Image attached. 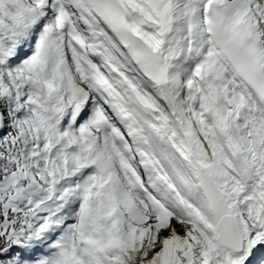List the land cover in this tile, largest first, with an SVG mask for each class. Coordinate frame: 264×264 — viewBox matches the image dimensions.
Here are the masks:
<instances>
[{
    "label": "snow or ice",
    "instance_id": "6c2138e0",
    "mask_svg": "<svg viewBox=\"0 0 264 264\" xmlns=\"http://www.w3.org/2000/svg\"><path fill=\"white\" fill-rule=\"evenodd\" d=\"M0 264H264V0H0Z\"/></svg>",
    "mask_w": 264,
    "mask_h": 264
}]
</instances>
